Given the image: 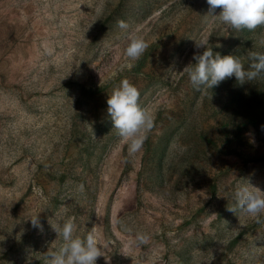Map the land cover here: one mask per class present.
I'll return each mask as SVG.
<instances>
[{"label": "rangeland", "instance_id": "rangeland-1", "mask_svg": "<svg viewBox=\"0 0 264 264\" xmlns=\"http://www.w3.org/2000/svg\"><path fill=\"white\" fill-rule=\"evenodd\" d=\"M208 8L0 0V264H47L61 245L50 224L69 218L107 264H264V223L228 211L241 183L264 190V78L197 91L184 71L209 46L247 65L264 28L230 29ZM131 36L149 45L135 61ZM124 79L155 116L134 155L107 114Z\"/></svg>", "mask_w": 264, "mask_h": 264}, {"label": "clouds", "instance_id": "clouds-1", "mask_svg": "<svg viewBox=\"0 0 264 264\" xmlns=\"http://www.w3.org/2000/svg\"><path fill=\"white\" fill-rule=\"evenodd\" d=\"M208 13L206 17H214L230 29L236 31L248 30L254 32L257 28H264V0H206ZM219 8V14L216 9ZM118 27L125 32L129 24L123 20L118 21ZM264 48V39L259 41ZM198 47L204 46L197 44ZM149 45L143 37L131 36L125 49V56L130 60H139ZM194 64L187 66V73L192 87L199 91L218 87L226 79L234 77L239 85L264 78V51L250 50L247 53L248 61L245 65L235 55L221 56L213 53L211 46L205 47L200 55L193 57ZM140 92L127 79L120 82L107 98V114L112 123V129L128 145L130 155L141 151L147 139V134L154 127L155 116L139 103ZM83 191V185L80 186ZM233 204L228 211L247 214L257 223H264V190L253 186L250 181L241 183L232 194ZM39 212L32 215L31 227L43 232L44 226L40 221ZM119 223V221H118ZM57 237L61 240L58 249L47 253V264H96L100 257H108L94 234L86 237L75 235L76 224L69 218L63 222L50 224ZM3 239V237H2ZM0 239V240H2ZM147 237L137 234V241L144 243Z\"/></svg>", "mask_w": 264, "mask_h": 264}, {"label": "trees", "instance_id": "trees-1", "mask_svg": "<svg viewBox=\"0 0 264 264\" xmlns=\"http://www.w3.org/2000/svg\"><path fill=\"white\" fill-rule=\"evenodd\" d=\"M239 126L241 127V124H240V125H238V127H239Z\"/></svg>", "mask_w": 264, "mask_h": 264}]
</instances>
